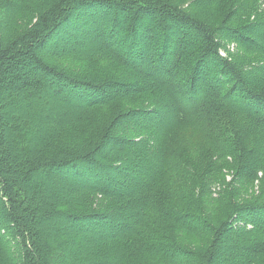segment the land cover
<instances>
[{
	"label": "trees",
	"instance_id": "obj_1",
	"mask_svg": "<svg viewBox=\"0 0 264 264\" xmlns=\"http://www.w3.org/2000/svg\"><path fill=\"white\" fill-rule=\"evenodd\" d=\"M24 1L0 4V264H192L201 256L177 247L181 231L211 234L200 264H230L225 232V250L243 239L230 254L237 264L258 260L264 191L232 202L229 217L242 221L232 232L228 219L203 220L211 190L197 185L225 170L238 186L264 180V61L248 59L264 53V0L219 27L179 0H41L31 24L9 32L6 7ZM75 32L99 46L78 48ZM228 44L245 54H227ZM175 91L186 105L166 116ZM139 96L150 101L117 103ZM135 163L142 175L122 186Z\"/></svg>",
	"mask_w": 264,
	"mask_h": 264
},
{
	"label": "rangeland",
	"instance_id": "obj_2",
	"mask_svg": "<svg viewBox=\"0 0 264 264\" xmlns=\"http://www.w3.org/2000/svg\"><path fill=\"white\" fill-rule=\"evenodd\" d=\"M2 1L3 0H0V4ZM179 1L186 8L190 7L191 9H195V10L200 11L203 14V17L205 19L212 20L215 23V26H218V27L220 26L221 23H223L222 19L225 17H232V19H236V18L239 19L237 14L233 13V11H240L241 9H247L249 7V3H250V0H215V1H212L213 3L208 2V3H201V4L197 5V4H195V2L197 0H179ZM39 3H42V1L39 0V2H36V3L30 2L29 0L24 1V3H22L20 5V8H18V6H17L18 9L16 8V10L13 13L10 12L13 8L8 9L6 7L7 13L12 14L9 24L8 23L6 24L8 31L11 32V31L23 28V27H28L31 24V22L33 21V17L37 16L38 13L40 12L39 9H37ZM3 13H4L3 10L0 9V14H3ZM87 13H89V14L91 13V15H93L95 17H99L100 11H97V10L94 11V9H90L89 11H87ZM108 16L109 15H107V17ZM109 18H111V17H109ZM240 20H241V24L249 23V19L248 20L240 19ZM228 23L230 24L231 22H228ZM67 32H71V31H67ZM75 34L76 35L71 37V39H72V41L76 42V44H77L76 46H78V48L85 49L84 47L88 46V45L99 46V44L93 40H90L89 42L87 41L86 43L80 42L81 36H79L78 32H75ZM120 38L116 37L115 40L116 41L118 40L119 41L118 43H120L124 46V43L122 42V40ZM79 42H80V44H79ZM261 42L264 44V35H263V39L261 40ZM234 45L235 44H233V45L228 44L226 46V49H228L227 54H229L231 56H235V55L240 54V53L245 54L244 51H241L239 48H236ZM248 59H250V61L254 62L255 64H260L261 62L264 61V53H258V52L248 53ZM66 63H68V61H66L65 64ZM171 77H172L171 80L174 82L175 76L172 75ZM260 83L261 84L264 83V78H263V80L260 81ZM204 87H205V85H204ZM253 87H255V86L253 85ZM201 92H204V90L202 89ZM202 95H203V93H200V97H202ZM149 101H150L149 97L139 96V97H135V98L130 99L128 102L121 101V102H117V103L120 107L123 108L121 110H125V109L134 108L135 106H137L140 103H147ZM179 105L182 106V108H183V106L186 105V100L184 99L183 94H181V91L176 92L175 100L167 101L165 107L163 108L164 114L166 116H169L170 112ZM49 108H50L49 110L54 112V113H58V111H59V108H57L53 104L49 105ZM2 115H3V117H5L6 111H3ZM97 116L102 117V116H105V114L103 113V111H100L96 114L95 117H97ZM103 119H105V118L99 119L98 121H101ZM132 119H135L139 123H141L140 117L139 118H132ZM179 135L186 137L188 135V132L187 131H181V132H178V136ZM196 138L198 139V137H196ZM127 139H128L127 136H123V144L128 142ZM191 139L195 140V138H191ZM186 142L187 143L188 142L194 143L195 141H192V140L189 141L186 139ZM106 146H107V144H106ZM186 148H189V147H186ZM129 167H130L131 171L129 168H127L126 171L131 176L132 180L130 181V180L125 179V181L123 182V185H122L124 187H128V185L131 184L132 182H134V183L137 182L138 178L142 175V173L144 171V168L142 167V163L130 164ZM235 172H236L235 170L221 171L220 173L216 174L215 182H208L207 184H205V186L204 185H197L204 192H206V190L207 191L211 190L210 196H208L206 199H205V197L201 198V207L206 210V213L205 214L203 213L206 219H203V220H206L208 222V224H210V225L213 223L216 226V225H219L221 222L226 221V219H228V222H231L233 224L232 225L233 228H230V230H232V232L239 229L238 227H235V226L241 225V223H242L241 220H235L236 219L235 216L229 217L233 213V210L235 209L233 206V203L234 202L238 203V204L247 203L246 201H252L253 199L258 198L261 189H262V191H264V180H262V181L261 180H254L253 182H251V185H246V186L236 185L235 183L232 182V178H231V177L234 178L233 175H235ZM75 182H77V183L81 182V179H79ZM242 187L244 189H242ZM262 201H264V198H262ZM195 206H196L195 203L192 201L189 208L194 209ZM87 207L88 206H84L82 209H80V211L88 212L91 210L92 211L95 210L94 208H91L90 206L88 208ZM119 219L122 222H125V221L129 220L130 218L126 217V216H120ZM257 221L262 222L261 219H258ZM100 228H102L100 225H95L94 228L84 226V227L79 228V232L82 234H85V233H88V231H90V230H93V229L96 230V229H100ZM229 233L230 232H228V233L225 232L222 235L221 240L219 241L220 248L223 250V254H224V260L223 261H227L230 264H237V262L240 259H238L235 262V258L231 257L230 254L234 253L235 256H237V253H235V251H233V250H235V247L241 248L240 245L242 244L243 239L237 234L236 237L240 240H238L237 242L233 241L234 242L233 243V245H234L233 249L225 250V249H223L222 244H224V242L227 240V238H228L227 241L230 242V236L228 237V235H227ZM205 235H208L209 238L211 236V234L199 235L198 232L186 233V232L181 231L180 233H176L175 237L177 239V242L179 243V245L177 247L185 248L188 251H192L194 253L196 251L197 253H200L201 257H203V255L201 253L204 250H202V249L207 245V243L209 241V238ZM260 238H261L260 240L263 241L264 235H262ZM251 247H254V246H251ZM257 247H258V249L261 248L260 246H257ZM247 249H250V248H247ZM248 253L250 254V252H248ZM261 253L262 254L259 256V259L256 260L255 262H251V261L249 262V261H246L243 259L244 260L243 264H264V247H262ZM238 256L240 258L243 256L241 251L238 253ZM201 257H198V260L196 262L194 260H192V264H200L202 261ZM151 264H154V263H151Z\"/></svg>",
	"mask_w": 264,
	"mask_h": 264
}]
</instances>
